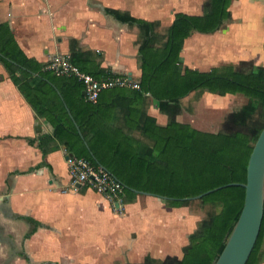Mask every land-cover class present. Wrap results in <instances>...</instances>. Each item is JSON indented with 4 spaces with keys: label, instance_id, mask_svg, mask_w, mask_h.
I'll list each match as a JSON object with an SVG mask.
<instances>
[{
    "label": "trees",
    "instance_id": "obj_1",
    "mask_svg": "<svg viewBox=\"0 0 264 264\" xmlns=\"http://www.w3.org/2000/svg\"><path fill=\"white\" fill-rule=\"evenodd\" d=\"M233 1L204 0L201 15L177 13L166 29H160L158 22L108 11L140 31V77L133 79L138 88L104 89L95 103L85 100L83 84L76 77L58 75L46 69V64L26 57L9 25L0 23V66L36 115L53 127L52 136L39 139L42 154L61 146L71 157L103 167L124 186L126 202L138 196L132 191L136 190L166 197V206L180 208L191 201L182 199L230 183H245L250 154L264 128V67L242 62L200 71L184 66L180 60L184 42L190 36L225 28L231 20ZM70 61L95 80L119 76L101 69L91 53L80 52L73 44ZM204 93L241 95L248 103L230 113L218 132L198 130L178 121L182 102L192 94ZM152 102L167 117L165 125H158L147 114ZM117 117L120 124L116 123ZM199 201L214 211L189 235L182 258L147 256L141 264H215L239 218L244 189L223 188ZM263 263L264 214L247 264Z\"/></svg>",
    "mask_w": 264,
    "mask_h": 264
},
{
    "label": "crops",
    "instance_id": "obj_2",
    "mask_svg": "<svg viewBox=\"0 0 264 264\" xmlns=\"http://www.w3.org/2000/svg\"><path fill=\"white\" fill-rule=\"evenodd\" d=\"M203 2L0 0V23L9 25L26 57L39 63L55 55L70 57L73 44L91 53L101 69L138 79L140 31L108 11L166 29L177 13L201 15ZM229 10L231 20L223 30L185 40L184 66L208 71L257 60L264 67V0H234ZM147 114L158 125L167 123L156 102ZM52 135L53 127L36 115L0 66V264H140L147 256L162 260L177 252L172 241L147 245L149 237L166 231L163 215H156L163 200L138 195L119 211L88 188L72 189L71 156L61 146L45 156L38 148L40 137Z\"/></svg>",
    "mask_w": 264,
    "mask_h": 264
},
{
    "label": "rangeland",
    "instance_id": "obj_3",
    "mask_svg": "<svg viewBox=\"0 0 264 264\" xmlns=\"http://www.w3.org/2000/svg\"><path fill=\"white\" fill-rule=\"evenodd\" d=\"M162 32L164 31L162 30ZM201 37L206 36L204 35ZM262 48V51H264V44ZM242 62L260 66L255 64L257 60H244L234 65L229 63L224 65L238 66ZM247 103L248 99L241 95L218 96L208 93L192 94L188 99L182 102L181 113L177 117V120L180 122L189 123L192 127L198 130L218 132L222 129V124L225 118L230 113L241 109ZM162 205V211L157 212L156 215H163L162 218L166 225V231L158 235L157 239L149 237L147 240V245L157 244V246H167V241H172V245H177L178 250L175 252V254L166 256L164 259H181L182 249L188 244L189 235H191L200 225L209 219L214 209L209 205L201 204L199 200L188 201L180 208H169L163 202ZM168 215H173L172 221ZM170 230L173 231L172 237L169 233ZM160 236H163V241H160ZM142 238L143 236L141 239ZM170 238H172V240ZM116 264L136 263H129L128 261L124 260L122 262L116 261Z\"/></svg>",
    "mask_w": 264,
    "mask_h": 264
},
{
    "label": "water",
    "instance_id": "obj_4",
    "mask_svg": "<svg viewBox=\"0 0 264 264\" xmlns=\"http://www.w3.org/2000/svg\"><path fill=\"white\" fill-rule=\"evenodd\" d=\"M33 75L38 76L37 74ZM59 96H61L60 93ZM65 108L80 137L82 140H84L79 127L74 121L73 116L66 105ZM85 146L88 148L86 142ZM100 168L105 170L103 167ZM227 187L243 188L244 202L239 218L215 264H247L258 239L264 214V128L260 132L250 154L245 183H230L214 190L207 191L193 198L182 199V201L200 200L204 196ZM132 191L138 195L154 196L147 192L136 190ZM154 197H157L163 201L167 200L166 197Z\"/></svg>",
    "mask_w": 264,
    "mask_h": 264
},
{
    "label": "built area",
    "instance_id": "obj_5",
    "mask_svg": "<svg viewBox=\"0 0 264 264\" xmlns=\"http://www.w3.org/2000/svg\"><path fill=\"white\" fill-rule=\"evenodd\" d=\"M46 69L58 75L74 76L83 84V96L87 102L95 103L99 93L114 87L138 88L137 83L128 76L119 75L95 80L74 66L67 55H55L46 63ZM71 188H88L103 196L115 210H123L125 192L122 184L100 167L91 165L84 159L69 157L67 160Z\"/></svg>",
    "mask_w": 264,
    "mask_h": 264
}]
</instances>
